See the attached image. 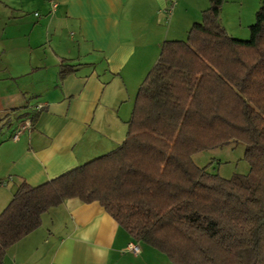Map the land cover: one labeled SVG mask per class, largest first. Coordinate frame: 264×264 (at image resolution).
<instances>
[{"label": "trees", "instance_id": "trees-1", "mask_svg": "<svg viewBox=\"0 0 264 264\" xmlns=\"http://www.w3.org/2000/svg\"><path fill=\"white\" fill-rule=\"evenodd\" d=\"M209 1L186 40L163 44L120 149L18 187L0 215V264L70 199L98 202L172 264H264V3L250 39L240 40L222 24L225 0ZM73 72L63 61L61 80ZM233 142L245 145L248 174L226 179L195 164V155Z\"/></svg>", "mask_w": 264, "mask_h": 264}, {"label": "crops", "instance_id": "crops-1", "mask_svg": "<svg viewBox=\"0 0 264 264\" xmlns=\"http://www.w3.org/2000/svg\"><path fill=\"white\" fill-rule=\"evenodd\" d=\"M263 3L225 0L223 26L248 39ZM209 7V0H0V215L23 182L45 184L120 149L163 44L186 40ZM63 61L74 72L61 80ZM133 242L98 202L70 199L12 246L5 264H172L143 243L135 256L127 251Z\"/></svg>", "mask_w": 264, "mask_h": 264}, {"label": "rangeland", "instance_id": "rangeland-1", "mask_svg": "<svg viewBox=\"0 0 264 264\" xmlns=\"http://www.w3.org/2000/svg\"><path fill=\"white\" fill-rule=\"evenodd\" d=\"M250 36L251 34L248 39ZM24 122L27 121L24 120ZM244 153L245 145L240 142H233L223 148L199 153L193 159L198 167L209 166L208 172L220 174L223 178L230 179L235 174L245 175L249 173L250 165L244 159ZM212 236L218 241H225L227 238L224 231H216Z\"/></svg>", "mask_w": 264, "mask_h": 264}, {"label": "built area", "instance_id": "built-area-1", "mask_svg": "<svg viewBox=\"0 0 264 264\" xmlns=\"http://www.w3.org/2000/svg\"><path fill=\"white\" fill-rule=\"evenodd\" d=\"M31 125V121L25 123V125H23L20 129V131L17 133V135L14 136V140L18 141L20 139V136L22 134V132L29 126ZM128 252L133 253L135 256H139L142 252V249L140 247V245L136 242L131 243L128 248H127Z\"/></svg>", "mask_w": 264, "mask_h": 264}]
</instances>
